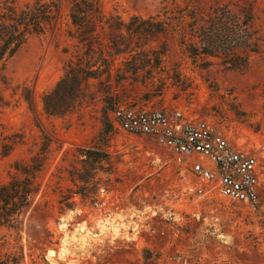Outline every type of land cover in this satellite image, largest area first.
<instances>
[{"label":"rangeland","instance_id":"1","mask_svg":"<svg viewBox=\"0 0 264 264\" xmlns=\"http://www.w3.org/2000/svg\"><path fill=\"white\" fill-rule=\"evenodd\" d=\"M184 1L100 4L106 19L129 23L134 17L163 21V8ZM226 1L202 0L201 7ZM256 4L264 37V0ZM69 31L63 15L57 30L30 38L4 61L0 72V183L13 172L14 162H26L41 146L39 131L54 139L38 177L39 191L19 216L17 230L0 227V260L9 255L19 257L18 264H142L147 250L154 264H264V53L252 56L246 69L233 70L214 58L193 57L168 38L159 60L151 55L136 73H125L128 66L121 60L126 55H119L109 67L110 79L103 74L89 80L85 96L73 109L48 115L42 95L82 51ZM152 40L145 51L158 50V42ZM136 105L180 108L252 150L260 171L256 206L199 193L200 181L188 174L183 160L148 138L114 128L110 111ZM103 129L110 134L104 148L112 157L118 183L109 192L100 189L98 205L75 196L73 207L61 210L58 191L71 185L63 172L58 181L55 169L67 168L75 148L100 147L97 136ZM3 146L10 147L7 155H2ZM109 222L117 230L108 229ZM62 247L65 253L59 258Z\"/></svg>","mask_w":264,"mask_h":264},{"label":"trees","instance_id":"2","mask_svg":"<svg viewBox=\"0 0 264 264\" xmlns=\"http://www.w3.org/2000/svg\"><path fill=\"white\" fill-rule=\"evenodd\" d=\"M201 1L185 0L182 5L173 3L163 8V21H157L156 17H134L124 23L117 17L106 19L100 0H0V72L4 61L30 38L57 30L63 15L68 20L69 37L75 39L82 51L75 62L66 64L62 76L42 95L44 113L53 116L63 115L80 103L89 80L103 74L110 79L109 67L115 57L126 55L121 60L123 66H128L124 72L136 73L148 62L149 56L159 60L168 38L193 57L214 58L233 70L246 69L252 56L264 53L256 0H228L207 8L201 7ZM151 39L158 42V50L145 51ZM117 74L119 81L124 79L123 74ZM39 133L38 150L26 162H14L13 172L0 183V227L17 230L19 216L29 208L39 191L38 177L46 164L49 146L54 143L51 134ZM109 135V131L103 129L97 136L100 147L75 148L67 168L55 169L57 180L63 178L62 172L66 173L71 185L64 192L58 191L56 203L61 210L72 208L71 199L75 196L90 206L98 205L100 189L109 192L118 183L113 177L114 162L104 148ZM2 149V155L10 151L8 146ZM60 161L64 162L65 158ZM3 257L0 264L19 262L17 256ZM142 264H154L147 250L143 251Z\"/></svg>","mask_w":264,"mask_h":264},{"label":"built area","instance_id":"3","mask_svg":"<svg viewBox=\"0 0 264 264\" xmlns=\"http://www.w3.org/2000/svg\"><path fill=\"white\" fill-rule=\"evenodd\" d=\"M114 128L148 138L183 160L188 174L200 181L203 195L254 208L260 171L255 153L233 142L211 122L180 108L117 106L110 113Z\"/></svg>","mask_w":264,"mask_h":264},{"label":"bare ground","instance_id":"4","mask_svg":"<svg viewBox=\"0 0 264 264\" xmlns=\"http://www.w3.org/2000/svg\"><path fill=\"white\" fill-rule=\"evenodd\" d=\"M114 221V220H113ZM104 223V222H103ZM112 224H113V222H112ZM103 226V225H102ZM108 226H109V228L108 227H106V229L108 228V229H110V230H113V231H115V230H117V226L115 225H113V226H111V223L109 222V224H108ZM123 226V225H122ZM75 233H80V230L78 231V230H75ZM90 233V232H89ZM116 233V232H115ZM88 233H86L85 235H87ZM76 235V234H75ZM78 235H80V234H78ZM90 235H92V234H90ZM105 235V234H104ZM84 236V235H83ZM116 236H117V234H116ZM135 236V235H134ZM74 237V236H73ZM79 237V236H78ZM88 238V237H87ZM82 239V238H81ZM80 239V240H81ZM64 240V239H63ZM82 241V240H81ZM65 243V242H64ZM85 244V243H84ZM89 245V244H88ZM65 248V247H64ZM64 248L62 247V250H61V252L58 254V257L60 258V257H63V255H64V253H65V250H64ZM50 254H53L51 251H50Z\"/></svg>","mask_w":264,"mask_h":264}]
</instances>
